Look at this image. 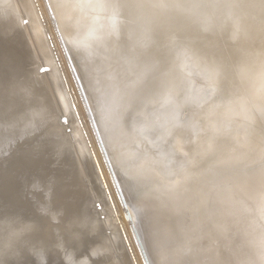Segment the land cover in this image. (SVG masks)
<instances>
[{"label": "bare ground", "instance_id": "obj_1", "mask_svg": "<svg viewBox=\"0 0 264 264\" xmlns=\"http://www.w3.org/2000/svg\"><path fill=\"white\" fill-rule=\"evenodd\" d=\"M19 1L21 7L23 5L25 10L23 7L22 10L25 13L21 10L19 12L21 14H26V11L29 13V24L26 23L27 26H25L24 23L25 27L28 28L30 25L29 29H31L26 28L27 37L31 40L35 36L37 41L36 38L39 35L41 39L42 36L40 35L44 37L45 33H42L43 16L40 9L32 5H27L25 8V0ZM51 1L52 9L56 11L59 20L66 25L69 24L71 28L65 34L66 38L74 49L79 50L80 80L82 79L81 81L86 84L84 92L81 90V85H78L76 76L75 79L71 78L77 84L83 102H86L89 95L95 102V117L103 137L104 146L95 138L100 136L94 134L95 131L93 130L92 135H94L95 140L97 139L101 161L97 156L98 149H96L97 154L95 151L97 146L94 148L84 128L85 126L82 124V116L80 117V111L75 102L77 90H75L71 78L63 71L59 55L57 52L55 54L51 52V49L50 55L48 54L46 57L49 51L45 52L48 49L46 44V49L44 47V50L42 49L44 42L41 43L40 41L43 39L36 44L31 40V46L36 54L38 49L43 51L46 64L39 57L41 51L37 56L39 61L49 66V69L47 68V72H45L46 70L43 72L44 79L42 82L48 84V89L53 95L54 92L50 87L47 74L52 79L57 100L60 101V108L64 111L57 107L59 108L58 112L64 113L65 121L68 120V114H71L74 128H71L70 134L75 139L78 137V145L87 151L94 168L95 180L98 181L99 186L102 185L100 189L103 192L104 200L109 205L110 212L103 208L98 215L110 213L103 222L107 225L106 228L112 232L110 235L113 240H117L121 250H124L123 254H126L130 264H137L134 257L136 254H133L129 246L125 227L118 213V208L121 210V204L123 213L129 212L131 218L129 224L135 243L137 242L139 245L138 240L141 239L149 264H264V139H261V135L257 137L259 141H257L256 146L248 149L239 148L235 150L231 137L223 147H214L208 152L204 151L208 146L214 145L212 139L214 135L205 138L196 148L200 157H197L195 162L190 152L183 151L180 154V146L186 143L190 146L193 145L189 142L190 140L185 142L181 137L175 141L170 140L174 128L180 122L184 121L186 125L187 123L190 124L189 116L187 115L188 117L185 118L182 115L180 117L177 109L178 105L174 95L177 91L181 65L180 58H175L174 52L176 55V50L179 51L180 47L171 46L172 42L175 43V40L172 39V34H175L173 32L178 30L177 34H179V30L182 29L179 26V20L185 22V16H183L184 19L181 18L183 11H186L184 8L181 9L184 7L182 6L184 2L182 0ZM176 2L182 3L181 7L177 6ZM197 2L199 1L197 0ZM209 2L211 3L213 0ZM17 5L19 4L16 3ZM175 5L180 7V10H177ZM19 6L18 9H21ZM203 6V3L201 6L199 4L201 9H198L202 11ZM196 7H198V3ZM188 9L191 11V8ZM192 9L194 10V7ZM94 10H108L111 15L102 21H97L94 19ZM195 10L193 13H197ZM190 11L189 17L193 15ZM22 17L20 19L25 18V16ZM26 21H28L27 18ZM182 21L181 24H184ZM187 22H191V20H187ZM210 23L209 21L208 24L212 27L213 22L212 25ZM190 24H185V26H189L186 30L189 36L190 33L194 35V29L198 28L197 30H199V27H192L191 29L192 25ZM201 25L204 27L203 24ZM177 26H179L178 29H173L174 31L170 34L172 37L170 39L174 40L171 45L160 44V42L162 43L158 40L160 33L164 35L167 30H172L171 27ZM206 26L204 29L207 31H205L208 32L209 36L212 35L209 33L212 28L208 26L209 29H207ZM202 27L201 29H203ZM183 30L185 31V28ZM183 30L180 31L183 32ZM169 31L168 33L171 32ZM239 31L247 32V29L240 27L236 33ZM163 32L165 33L163 34ZM211 33L213 32L211 31ZM167 35L165 34L164 40L169 38H166ZM180 35L182 37L184 32L174 36L180 37ZM205 35H202L203 40L206 38ZM194 36L196 39V35ZM185 38H183V42L186 40ZM190 38L188 37L186 43L190 41ZM199 39L198 42L193 40L191 43L194 47L202 48L199 52L200 55L197 56L199 60L211 64L215 63L219 50L214 47L213 43L214 49H209L208 45L204 46L205 42L203 41L204 44H202ZM202 39L200 40L202 41ZM163 42L165 44V41ZM183 42L181 43L185 44ZM206 42L211 41L206 40ZM193 46L191 47L193 48ZM142 48L148 50L147 57L143 56L147 53ZM5 56L15 59L11 52ZM177 56L179 57V53ZM191 61L192 59L190 62L188 61V69H192ZM68 66L70 67V65ZM243 72L245 73L244 83L252 82L254 88L261 84L264 85V63L247 66ZM210 76L213 77V74ZM128 80L129 83H127ZM124 81L126 82L123 83ZM256 91V89L252 90L253 93ZM248 94L247 96L250 97ZM195 101L197 102L199 99ZM233 105L236 108L226 117L227 123H222L224 120H219L217 123L220 128H226L235 122L233 120L237 114L246 115V104L243 98H238ZM88 114L89 116L92 115ZM254 123L256 124V122ZM57 124L59 125V123ZM91 125L93 126V124ZM61 126L64 129L65 125ZM69 126L72 127V125ZM31 130L32 128H29L27 133ZM94 138L92 139L94 140ZM73 145L75 147V143ZM207 153L212 158L209 163L205 161ZM39 158L23 159V166L26 167L22 166L25 170L24 174L28 172L27 175H34L26 177V179L24 177L22 184L15 183L16 186L12 182L14 176H10L12 179H7L9 183L0 186V198L11 199V202L4 208V212L8 210L10 213L6 219L0 218L4 220L0 222L1 227L6 229V226L15 222L16 216L12 213L17 210L19 214L21 213L25 217L29 215L25 221L33 224V227L29 226L32 233L29 235V244L24 247V250L32 253L33 249L34 255L29 253L30 255L27 256L26 254L24 257L15 254L13 250L8 258L9 264H56L57 260L59 261L58 264H101L110 251L108 243L91 246L90 249L83 250V253L76 251L75 248L65 247L66 243L63 242L72 239L70 235L67 236L66 234L72 227L67 226L69 223H73L75 231L77 229L82 230L83 227L86 228V225L82 223L84 216L80 202L81 196L76 192L74 193V187L64 180L63 170L59 171V168L49 170V174L52 175L47 174L48 170L38 173V169L34 172L36 161L41 160L43 156ZM109 162L111 164L114 162L112 167ZM248 165L251 167L250 170L245 169ZM19 166L21 168V165ZM81 168L83 169V167ZM103 169L107 175L109 174L108 171H112L118 179L117 183H120V186L116 184V189L113 190L118 196V200H116L120 207H118L119 205L116 206L115 198L117 197L113 198L114 193H111V189L106 184ZM82 171L84 173V169ZM110 177L113 179L112 176ZM33 183L37 189L29 194ZM118 187H121L120 190L123 191V195L119 192ZM92 195L94 196L93 192ZM94 201L96 202V200ZM45 222L53 226L52 235H56L55 238L48 239L49 242H46L45 238L43 239L47 236L48 230L40 227ZM92 227L95 226L92 225ZM95 229L97 230V227ZM108 230L104 232V235L109 233ZM88 232L90 233L91 230ZM2 248L4 246H1L0 250ZM114 254L116 255V251ZM58 256L59 258L56 259ZM143 259H145L144 256Z\"/></svg>", "mask_w": 264, "mask_h": 264}, {"label": "rangeland", "instance_id": "obj_2", "mask_svg": "<svg viewBox=\"0 0 264 264\" xmlns=\"http://www.w3.org/2000/svg\"><path fill=\"white\" fill-rule=\"evenodd\" d=\"M78 1L79 0H77L76 2ZM182 1L184 2L183 5L182 3L180 4V2L179 4L178 2H176L177 6L182 5L184 7L180 6L181 9L184 8V10H186L183 11L184 13H182V16H180L181 18L185 16V22L188 23V25L191 23V29L192 27H199V30H197L198 28H193L195 30V32L193 33L194 35H196V39L195 36L191 33L190 36L192 35V39L187 34L186 30L189 26H185L186 23L184 22V20H179L180 25L178 23L177 24L181 26L182 29L180 30H183L185 28V31L183 30L184 35L182 36L183 38L186 37V40L184 41L185 44L181 43L184 40L181 35L180 37H175L180 33L183 34V32L180 30L179 34H177V29L179 26L175 27L176 29L174 27H171L172 30L169 29L171 32L169 30H167V33H165L166 31L163 32V34H168L166 36V38L169 37L168 39L165 38L166 40H164L165 34L162 35V33H160L161 35L158 38L159 42L162 41V43L160 42V44L162 45H166V43L167 45H171V42L175 40L174 42L176 44L172 42L171 46L175 45L176 48L180 47L178 49L179 51L174 49L177 52L176 55H178L179 53V57H176L175 52L174 56L177 59L180 58L181 65L178 86L176 87L177 91L174 96H176L175 100L178 105L177 109L180 117L182 115L185 118L189 116L188 119L189 123L191 124L188 125L187 123L186 125L184 121L180 122L176 126V128H174L170 140L175 141L180 137L183 138L185 142L186 140H190L189 142H191L193 145L190 146L188 143H186L183 146H180V154H182L183 151L190 152L192 154L191 156L194 158V162L197 157H200V155H198L199 153H197L196 151L199 143L205 138L213 137V135L214 138L212 139L214 141V145L212 147L208 146L204 152L211 151L212 149H214V147H223L228 143V139L231 137V139L233 140V148L235 150L239 148L248 149L250 147H253L254 145L256 146L257 141H259V138L257 137H260L261 135V139H264V107H262L264 106V85L261 84L254 88L251 81H249L251 83H244L243 78L245 76V73L243 72V70H245L247 66L253 64L257 65V63H264V0H216L215 2L213 0L214 3H210V0H198L199 2H197V0ZM220 1L223 2L221 3ZM19 2V0H0V186L1 184L3 186H5V184H8L9 182L7 181V179H12L10 176H14V180L12 179V182L14 184H22V182L24 181V177L26 179V177L34 175H27L28 172L24 174V168L26 167L25 165L23 166V159H35L43 156L41 160L36 161L34 172L38 169V173L48 170L47 174H49V170L52 171L56 168H59V171L63 170L64 180L68 181L69 184L74 187V193L76 192V194L81 196L80 202L82 205V213L84 216V220L82 221V223L86 225L87 229L83 227L84 229H77V231H75L73 223H69V225L67 226L72 227L69 228L66 234L67 236L70 235L72 239L63 242L66 243V245L64 244L65 247L75 248L76 251L83 253V250H88L91 246L104 245L108 243L110 251L101 264H130V261L128 260L126 254H123L124 250H121L117 240H113V237L110 235L112 232L109 231V228H106L107 225H105L103 222V220L107 216H109L110 213L108 215L106 213H101V216L98 215L100 214L99 211H102L103 208L110 212L109 205L104 200L103 192L100 189V187L102 188V185L99 186L98 181L95 180V177L93 175V173H95L93 172L94 168L87 151L83 148H80V145H78V137L77 139H75V137L70 134V132L72 131L71 128H74L73 118L71 117V114H68V120L65 121L66 117L63 113L64 111L60 108V101L57 100L58 97L55 94V86L52 83V79L47 74V79L50 80L51 84L50 87L54 92L53 95L48 89V84L42 82V79H44V71H42V69L46 66V68L49 69L48 65H44L46 64V59H44L43 57V51H41V49H38V53L39 51H41L42 53H40L39 57L41 60L43 59L45 61L44 64L43 62L39 61V58L37 56L38 53H34L31 46V40L36 44V42L43 39V41H40L41 43L44 42V46L42 45V49L43 47L45 49L47 47L48 49H46L45 52L49 51L48 53L46 52L47 54L44 52L46 54V57L48 54L50 55L51 49V52H53L54 54L57 52L61 60L63 71L68 74L70 78L72 77L73 79H75L74 77L76 76V79L78 81L77 83H79L78 85H81V90L84 92V90L86 89V84L81 81L82 79L80 80L81 66L79 63V50L74 49L65 36L67 31L71 30V28L69 24L66 25L59 20L56 11L52 9L51 0H25V8L27 5L36 6V8L40 9L43 16V32H41L45 33V38L43 37V35H40L42 36L40 39L38 35L36 41L35 36L31 34L34 36L32 37L34 39L30 40L26 35V30L30 28V25L28 26V28L25 27L27 26V24H29V13L26 11V14H23L25 13L22 10L23 5L21 7ZM16 3L20 6H16ZM197 3L198 7H196ZM202 3L204 5L202 7L204 10L202 9L201 11L199 10L201 9L199 8V4L201 6ZM176 5L174 7L178 10L180 7H177ZM18 6L19 8L21 7V9H18ZM186 7L191 8V11ZM193 7L194 10H197L199 8L197 10V13H193ZM19 10H21V12L23 13L21 14ZM188 10L194 16L192 15L191 17H189L190 13ZM23 15L25 16V18H23ZM93 15L95 20L102 21L109 15H111V12L108 10H94ZM21 17L23 19H20ZM26 18L28 19V21H26ZM186 18L187 20H191V22H187ZM181 21L184 24H181ZM209 21L211 23L213 22L212 27L208 24ZM203 22L206 23L205 26L207 25V29H213H211L210 31L208 30L212 35L209 36L208 32H206L207 30L204 29L205 26ZM9 23L12 26H10ZM24 23L27 24L24 26ZM201 24H203L204 27H202ZM200 26L203 29H201ZM208 26L210 27L208 28ZM240 27L246 28L247 32L239 31L238 33H236V31H238ZM173 29L177 30L173 32L175 34H172V31H174ZM202 30H204V32H202ZM168 31L170 33H168ZM211 31L213 33H211ZM170 34L173 35V38ZM202 35H205L207 39L205 38V40H203L204 38L202 39ZM214 35L216 36V38ZM188 37L190 38L191 42L188 41V43H186ZM199 38L202 39V41ZM198 39L201 43L203 41L205 42V44L207 43L206 45L204 43L202 44H204V46L208 45L207 47H209V49H214L215 47L219 50V54L218 56H216L217 61L215 63L211 64L209 62L199 60L197 56L200 55L199 52L202 50V48L197 46L194 47L191 44L193 43V40H196L198 42ZM167 40H169L170 42H166ZM180 40L182 41L180 42ZM206 40L211 42H206ZM163 41H165V44ZM177 41L179 42V44ZM210 43L211 45L213 43L214 47L213 45L211 46ZM191 46H193V48ZM146 48L148 49V47ZM146 48H142V50H146ZM147 51L148 50H146L145 52L147 54L143 56H148L149 52ZM9 52H11L12 56H14L15 59L5 56L9 54ZM191 59L192 69H188V61L190 62ZM68 65H70V67ZM47 70L45 72H47ZM211 74H213V77L210 76ZM125 82L126 81H124L123 83ZM72 83L74 82L72 81ZM127 83H129V80L127 81ZM73 86L75 90H77L75 92V102L77 103V106L79 108L80 117L82 116V124H84V128L87 131V134L92 141V145L94 146V148L95 146H97L95 148L97 154L100 149L98 148V142H101V145L103 146L104 144L102 141L103 137L95 117V102L89 95V97H87L88 99L85 102L87 104L86 105L79 95L77 84L74 83ZM249 88H251L252 90L256 89L257 91L253 93ZM247 93H249L248 95L250 97L247 96ZM238 98H243V100H245L246 115L240 116L239 114H237V116H235V119L233 120L235 122L232 121L233 123H231V125L233 126L228 125L229 128L228 126H226V128H220L217 123L219 122V120H224L222 123L228 121L226 117H228V115L235 110L236 107H234L233 104L234 101H236ZM196 99H199V101L196 102ZM56 104H59L60 106H57ZM57 107H59L63 112L59 113V108ZM88 113L92 115L89 116ZM56 121H58L57 123H59V125L56 123ZM254 122H256V124ZM60 124L65 125L64 129H62L63 127ZM91 124H93V126ZM69 125H72V127H70ZM252 125H254L255 127ZM29 128H32V130L27 133V130ZM63 130H65L66 132ZM92 130L95 131L94 134H98L100 136L95 137L99 140L98 142L97 139L95 140L94 135H92ZM92 138H94L95 141ZM71 140L73 143H75V147ZM74 149L76 150L74 151ZM96 149H98V152ZM76 152L78 157L76 156ZM208 154L209 153H207L205 156V161H207V163H209V161H211L212 159ZM97 156L101 161L100 152ZM108 156L109 155L107 154V157ZM109 158L110 157H108V159ZM18 164L21 165V168ZM112 164H114V162ZM80 166L83 167L84 173L82 171L83 169ZM250 168L251 167L248 165L245 169L250 170ZM7 169L9 170L7 171ZM105 169H103L105 173L104 179H106V184H108V187L111 189V193L113 194L116 189V184L117 186H120V183H117L118 179L112 171H108L109 174L107 175ZM8 172L11 175H9ZM110 176H112L113 179H111ZM85 178L88 179V181H86ZM101 179L103 181V178ZM112 181L113 183L111 184ZM35 186L36 185H34V183L31 184L29 194H32L33 191L37 189V187ZM118 188L121 195H123V191L120 190L121 187ZM91 191L93 192L95 197L92 195ZM115 193L113 194V198H115V196L117 197L115 198V201L117 203L116 206H118V196ZM92 198H95L94 200H96V202ZM10 202V198H0V218H7V215L10 212H8V210L4 212V208L5 205L9 204ZM96 204H99L100 209H95ZM93 206L94 209H92ZM118 207H120V205ZM121 207V210H119L118 208V213L125 227L124 230L128 238L129 246L133 254H136L134 255L135 260L137 264H146L145 259H143L144 261L142 260V252L139 253V251H141L140 246L137 245V242L135 243L133 232L130 229L129 219L126 218L125 213H123L124 211ZM17 211H11L13 212L12 215L16 216L14 218L16 220L15 222L13 221L14 223H12V225L6 226V229H3L0 225V248L1 246H4V248H2L3 250H0V264H7L8 256L11 255L13 250L15 254H20V256L25 257L26 254L27 256L29 254L27 253V250H24V247L29 244V235H31L32 233L30 232L29 226H32L33 224L25 221L27 218H29V215L25 217L21 213L19 214V212ZM2 221L4 220L0 219V222ZM93 222L95 224H92ZM92 225L95 227H92ZM40 227L46 231L48 230V234H46L47 236L43 237V239L45 238L46 242H49L47 241L48 239L51 240L55 238L56 235H52L53 226L51 224L45 222V224H42ZM96 227L97 230L95 229ZM127 227L129 228V230ZM88 230H91V232L89 233ZM106 230H108L109 233H105L106 235H104V232H107ZM130 238H132L133 240ZM80 239L82 240L81 242ZM111 240L112 242H110ZM131 244H134L133 247ZM114 251H116V255L114 254ZM32 254H34L33 249ZM58 258L59 256L56 257V259ZM58 263L59 261L57 260L56 264Z\"/></svg>", "mask_w": 264, "mask_h": 264}, {"label": "water", "instance_id": "obj_3", "mask_svg": "<svg viewBox=\"0 0 264 264\" xmlns=\"http://www.w3.org/2000/svg\"><path fill=\"white\" fill-rule=\"evenodd\" d=\"M45 70H47V68L46 67H44L43 69H42V71H45ZM125 202V201H124ZM95 209H100V207H99V204H96L95 205ZM126 217L130 220L131 218H130V216H129V212H127L126 214ZM135 227V226H134ZM139 239V238H138ZM141 240V239H140ZM140 240H138V244H139V246H140V249H141V252H142V255L145 257V262H146V264H149V262H148V258H147V255H146V253H145V249H144V247H143V244H142V242L140 241ZM28 253H30V252H28ZM31 255H32V253H30ZM34 255V254H33ZM11 256V255H10ZM10 256H8V258L10 257ZM10 263V261H8L7 262V264H9Z\"/></svg>", "mask_w": 264, "mask_h": 264}]
</instances>
